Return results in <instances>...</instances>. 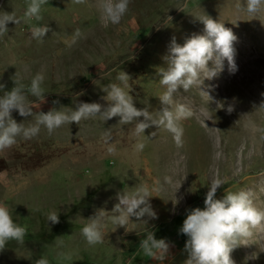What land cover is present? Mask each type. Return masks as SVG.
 <instances>
[{"label": "rangeland", "instance_id": "rangeland-1", "mask_svg": "<svg viewBox=\"0 0 264 264\" xmlns=\"http://www.w3.org/2000/svg\"><path fill=\"white\" fill-rule=\"evenodd\" d=\"M245 3L131 0L120 24L104 27L97 0L82 5L48 0L43 20L32 22L51 29L43 43L32 38L29 24L7 25L8 33L0 37V84L5 85L0 96L14 87L16 72L25 84L42 73L44 100L28 96L36 114L62 107L75 110L79 102L107 107L102 88L119 84L120 71L130 77L126 91L130 90L134 106L160 111L158 96L166 89L157 73L167 66L164 57L170 42L175 37L183 45L193 34H203L204 25L197 18L206 15L236 35L237 70L230 73L225 60L219 76L204 81L201 87L209 92L210 101L195 87L187 93L181 88L175 94L174 99L189 105L194 113L181 121V148L169 132L156 126L145 130L146 137H137L135 124L119 125V117L73 122L51 135L41 127L32 140L17 138L14 146L0 152V204L9 208L14 222L28 233L24 244L8 242L0 251V264H35L42 256L50 264H146L149 258L139 244L150 232L169 244V257L164 260L183 263L188 259V237L176 228L180 221L175 226V220L183 225L189 210L204 209L215 178L224 181L216 199L226 192L251 190L255 206L264 209V108H259L264 103V10L253 17L244 10ZM26 4L27 0H0V11H15L20 17ZM77 28L84 38L68 48L66 41ZM229 105L234 108L231 113L226 110ZM12 118L25 126L35 123V117H21L15 110ZM106 131L113 138L110 144L103 142ZM140 142L146 144L143 151L136 150ZM108 147L115 152L109 154ZM165 176L173 183L151 192L150 203L158 218L146 224L133 217L126 229L106 220L103 243L87 245L81 229L100 210L111 217L118 192L131 193L140 184L154 188ZM49 212L58 213L59 223L46 220ZM58 240L63 241L61 248L56 247ZM241 243L231 253L235 264H264V227ZM178 249L185 250L180 258L174 257ZM61 251L70 253L71 259L58 257Z\"/></svg>", "mask_w": 264, "mask_h": 264}, {"label": "clouds", "instance_id": "clouds-1", "mask_svg": "<svg viewBox=\"0 0 264 264\" xmlns=\"http://www.w3.org/2000/svg\"><path fill=\"white\" fill-rule=\"evenodd\" d=\"M73 4L82 5L86 0H71ZM131 0H97V8L100 12V20L104 27L119 25L123 17L129 11ZM48 4V0H27L26 8L22 16L18 17L15 11L8 13L0 11V37L9 31L7 25L11 22L16 25L21 23L31 26V36L33 39L43 43L46 33L51 31L47 25L36 26L33 21H42V9ZM237 8L241 5L238 3ZM244 10L255 17L264 10V0H246ZM197 18V17H196ZM203 25V34H193L187 38L183 45L172 38L168 53L164 57L166 67L158 69L161 77L159 83L165 87V91L158 96L162 109L157 112H149L148 108L138 109L134 106L133 96L130 95V77L124 71H120L116 80L120 83H109L102 88L106 96L102 99L108 102L107 107L100 103L79 102L75 110L62 107L55 108L47 113L33 112L28 96H34L38 100H44L45 88L44 75L37 73L29 84L22 82L23 78L16 72L13 82L14 87L10 91H4L0 96V152L10 149L17 143V138L32 140L40 133L41 127L45 128L49 135L57 129L75 122L77 125L81 121H86L94 117H100L106 122L114 117H119V125L135 124L134 132L137 137L145 136V130L156 126L158 130L164 129L172 135L177 148L183 147L184 129L181 121L191 119L194 115L192 108L184 103L177 102L174 97L179 89L185 93L192 88H198L202 96H206L210 101L212 98L209 92L202 90L204 81L212 80L219 76L224 70V61L228 62L230 73L237 70L235 64L234 42L236 35L230 28H226L224 23L217 22L209 16L197 18ZM84 38V33L77 28L70 41H66V46L72 48L80 39ZM211 62V67L209 66ZM210 87V86H208ZM5 85L0 84V89ZM59 101H53L58 104ZM224 107L223 104L219 105ZM259 108H264L262 103ZM18 111L21 117H35V123L25 126L24 123H17L12 118V112ZM227 112L231 113L232 105L227 107ZM143 117V120L140 118ZM156 135L155 132L152 133ZM112 135L106 131L103 135V142L110 144ZM137 151H143L146 147L144 142L136 144ZM109 154H113L115 149L108 147ZM173 180L170 176L163 178V183L157 182L154 188H149L143 184L136 185L135 191L118 192L116 199L118 203L112 209L111 217L105 215V211L100 210L81 229V234L89 247H95L104 241L105 221L110 220L116 228H127L129 222L135 217L138 222L148 223L150 219H156L157 213L150 203L152 191H163L165 185H171ZM224 185V181L215 178L206 193L204 199V209L199 207L188 211L180 232L188 237L185 250L188 259L184 264H235L231 258V253L241 241L251 239L255 230L264 227V209L255 206L254 193L251 190H241L239 192H226L222 199H216L217 190ZM176 203V202H175ZM174 203V204H175ZM147 217V219H143ZM46 220L53 225L59 223L57 212L46 214ZM28 231L26 227L15 223L9 208L0 204V251L4 250L10 241L17 244H24ZM63 246V241H57V248ZM143 255L158 261H163L169 252V244L165 239H156L153 232L147 234L139 244ZM58 257L71 259L70 253L58 252ZM35 264H50L47 257H40Z\"/></svg>", "mask_w": 264, "mask_h": 264}, {"label": "crops", "instance_id": "crops-1", "mask_svg": "<svg viewBox=\"0 0 264 264\" xmlns=\"http://www.w3.org/2000/svg\"><path fill=\"white\" fill-rule=\"evenodd\" d=\"M184 251H185V250H183V249H181V250L178 249L179 254L176 253V255H174V257L177 256V255L179 256V258L182 257ZM168 253H169V252H168ZM166 257H169V255L167 254ZM147 261H148V262H147L146 264H154V263H156V262H162V263H164V264H173L172 261H174V260L172 259V261H171V260H169V259L167 258V261H166V260L158 261V260H155V259L149 258ZM184 262H185V261H184ZM184 262H183V263H179V264H184Z\"/></svg>", "mask_w": 264, "mask_h": 264}, {"label": "trees", "instance_id": "trees-1", "mask_svg": "<svg viewBox=\"0 0 264 264\" xmlns=\"http://www.w3.org/2000/svg\"><path fill=\"white\" fill-rule=\"evenodd\" d=\"M177 219V218H176ZM178 221H180L179 222V225L178 226H176V223L178 222ZM175 226H176V228H181V226H182V221L181 220H175Z\"/></svg>", "mask_w": 264, "mask_h": 264}]
</instances>
